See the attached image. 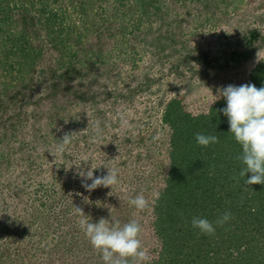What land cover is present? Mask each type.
I'll return each instance as SVG.
<instances>
[{"label":"rangeland","instance_id":"rangeland-1","mask_svg":"<svg viewBox=\"0 0 264 264\" xmlns=\"http://www.w3.org/2000/svg\"><path fill=\"white\" fill-rule=\"evenodd\" d=\"M151 1L144 13L137 0H0L10 10L0 23V264H104L74 207L94 223L137 220L145 264L158 256L154 206L171 164L164 105L178 97L199 115L225 99L218 89L249 83L264 61V0ZM41 13L58 18L36 39L25 20ZM20 35L28 44L17 52L6 41ZM235 51L247 61L227 63ZM65 133L72 143L55 159ZM107 167L118 185L82 186L81 172ZM141 193L149 206L138 212L129 200Z\"/></svg>","mask_w":264,"mask_h":264},{"label":"trees","instance_id":"trees-1","mask_svg":"<svg viewBox=\"0 0 264 264\" xmlns=\"http://www.w3.org/2000/svg\"><path fill=\"white\" fill-rule=\"evenodd\" d=\"M137 1L144 13L152 2ZM9 11L0 3V23L9 22ZM57 16L45 17L41 13L32 22L26 18L25 29L30 34L34 32L36 39L43 30L47 36H52ZM23 36L6 42L17 52L19 49L25 51L28 40ZM258 36L257 31H252L246 45ZM56 41L53 38V46ZM246 55L235 51L225 60L245 63ZM190 59L187 55L183 61ZM215 62L213 67L219 68L220 63ZM249 83L257 88L264 87V61L252 70ZM17 94L23 95L22 91ZM225 107L226 99H221L208 112L193 115L178 97L164 105L161 122L171 131V164L166 187L159 193L154 206L153 230L161 249L149 264H264V184H246L251 173L240 177L244 167L239 159L242 146L229 132L228 119L220 111ZM197 133L216 135L219 142L200 146L195 139ZM226 211L231 212L232 219L223 226H216L214 235L202 234L192 226L194 216L215 222Z\"/></svg>","mask_w":264,"mask_h":264},{"label":"clouds","instance_id":"clouds-1","mask_svg":"<svg viewBox=\"0 0 264 264\" xmlns=\"http://www.w3.org/2000/svg\"><path fill=\"white\" fill-rule=\"evenodd\" d=\"M260 59L258 55V60ZM216 97L226 99V107L220 111L228 119L229 132L242 146V155L239 159L244 167L239 173L240 177L251 173V176L245 180L246 184H264V87L257 88L251 83L240 86L228 85L218 89ZM118 119L122 128L129 126V121L123 113L118 114ZM101 134L102 129L97 122L95 139L100 138ZM195 139L197 144L203 147L219 142L216 135L202 133H197ZM72 140L73 133H65L54 151L50 153L55 159L62 157ZM94 169L96 168L80 173L85 181L82 186L86 190L92 191L100 186L112 188L119 184L118 171L115 168L107 167L108 173L103 176H94ZM88 180L91 181L90 184L86 182ZM129 204L138 212H142L149 206L143 193L130 199ZM74 212L79 217L80 229L89 239L92 247L101 254L104 264H129L130 259L132 264H145L149 260L148 252L141 240L142 227L137 220L133 219L122 226L118 220L105 218L94 223L81 208L74 207ZM230 219L232 214L226 211L215 222L194 216L191 223L202 234L214 235L216 226H223Z\"/></svg>","mask_w":264,"mask_h":264}]
</instances>
